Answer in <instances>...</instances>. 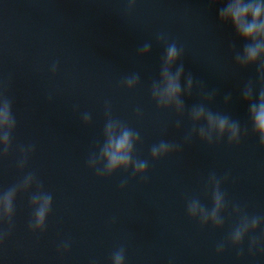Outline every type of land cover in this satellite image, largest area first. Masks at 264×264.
<instances>
[{
	"label": "water",
	"instance_id": "obj_1",
	"mask_svg": "<svg viewBox=\"0 0 264 264\" xmlns=\"http://www.w3.org/2000/svg\"><path fill=\"white\" fill-rule=\"evenodd\" d=\"M128 2L0 0V92L12 100L17 122L9 154L0 158V191L32 172L53 198L44 231L33 232L29 199L35 186L18 193L0 264H112L120 248L124 264H264L260 249L249 253V237L242 256L231 245L216 250L238 223L233 205L264 216V148L241 97L249 81L257 91L259 83L255 65L235 63L233 45L242 50L245 42L219 19L227 0H136L131 10ZM160 34L183 50L173 71L183 63L185 75L194 78L191 96H182L183 115L152 99L165 55ZM145 43L151 51L140 56ZM134 73L140 83L130 90L122 81ZM212 91L216 96L209 102L205 97ZM199 104L238 121L239 143L229 144L225 136L209 145L197 135L185 142L193 127L189 112ZM106 107L140 133L134 155L148 161L143 177L131 169L98 176L89 167L104 142ZM84 113L91 123L84 124ZM161 141L180 150L153 160L150 150ZM28 145L35 150L21 170L19 148ZM212 173L227 175L221 184L228 203L222 228L201 226L186 210L193 197L212 207ZM261 233L264 223L250 236Z\"/></svg>",
	"mask_w": 264,
	"mask_h": 264
},
{
	"label": "clouds",
	"instance_id": "obj_2",
	"mask_svg": "<svg viewBox=\"0 0 264 264\" xmlns=\"http://www.w3.org/2000/svg\"><path fill=\"white\" fill-rule=\"evenodd\" d=\"M136 0H129L128 8L135 6ZM219 19L223 23H231L236 35L243 40L242 50H236L233 45L234 60L241 68L256 66V76L259 90L253 81H249L242 89L241 97L248 104V114L252 123V131L259 138L261 148H264V0H227L226 6L219 10ZM157 40L165 44V55L160 68L159 81H153L151 87L152 99L162 109L174 108L178 115H183L186 105L182 96H191L194 87V78L189 73L185 75L184 65L180 63L173 71V66L181 60L183 50L176 43H167L163 34ZM151 51V44L145 43L137 50L138 55L144 56ZM55 73L57 65L51 68ZM183 78V85L181 80ZM140 83V74L134 73L127 76L122 85L128 89L135 88ZM216 92L206 94V99L211 102L215 99ZM51 100V97H49ZM231 94L224 97L225 104L230 103ZM106 123L103 130L104 142L99 147L98 154L94 153L89 159V167L96 170L98 176H110L118 170H132L133 176L143 177L148 170V161L139 159L134 155L135 145L140 142V133L128 127L111 115L110 107H106ZM139 115V110H137ZM189 118L193 123L191 132L185 137V142H190L192 135H197L201 141L211 145L214 140L219 142L225 136L229 144L240 141L241 126L238 121L228 115L214 113L204 104L193 105ZM84 124L91 123V115L83 114ZM203 122V123H201ZM16 119L13 115L12 100L0 92V158L7 157L11 148L12 134L16 129ZM177 128L180 127L177 122ZM246 131V130H245ZM180 145L161 141L151 148V158L161 159L172 152L179 151ZM35 150L34 145L20 146V159L18 167L23 170L27 165L30 154ZM227 180V175L218 178L215 173L209 175L207 187L211 191L212 207L209 209L201 203L199 198L193 197L187 201V214L193 220H198L201 226L211 224L215 228H222L225 223L224 213L228 208L226 193L222 191L221 184ZM121 182V188L126 185ZM35 186V191L30 193V205L34 209L33 217L28 227L33 232H43L46 220L52 209V195L44 191L42 183L35 173H27L21 181L10 188L0 191V225H7L6 229L0 228V244L10 235L15 216V200L18 193L30 192ZM232 213L238 216V223L229 233L226 241L217 245V253H222L226 245L238 249V256L243 255L242 245L245 237H249V253L256 249L264 252V233L259 237L250 236L264 223V216H249L239 205H233ZM68 245H63L67 250ZM125 252L120 248L112 254V264H124Z\"/></svg>",
	"mask_w": 264,
	"mask_h": 264
}]
</instances>
